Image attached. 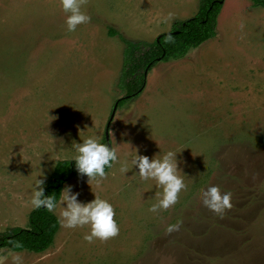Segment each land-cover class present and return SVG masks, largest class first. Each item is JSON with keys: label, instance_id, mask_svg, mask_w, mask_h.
Listing matches in <instances>:
<instances>
[{"label": "rangeland", "instance_id": "rangeland-1", "mask_svg": "<svg viewBox=\"0 0 264 264\" xmlns=\"http://www.w3.org/2000/svg\"><path fill=\"white\" fill-rule=\"evenodd\" d=\"M198 1L85 0L81 10L90 19L69 32L60 0H0V231L28 225L34 177L43 174L44 185L54 163L73 155L72 141L93 134L102 141L105 132L118 160L103 178L77 186L75 199L83 203L111 191L105 200L119 229L88 242L87 225H61L43 252L0 248V264H12L13 253L21 264H264L263 7L223 0L214 36L183 57L156 62L142 90L112 115L125 94L118 85L124 45L108 29L152 41L194 15ZM198 138L199 192L180 197L198 179L197 167H186L177 202L158 209L155 220L149 211L155 181L134 207L139 193L133 205L131 195L147 181L137 180L135 165L125 173L122 165L135 151L149 159L173 151L176 160H186L187 146ZM209 186L230 194L222 213L203 203ZM237 191L245 195L235 197ZM21 201L24 209L15 212ZM178 221V231H165ZM138 248L143 257L132 262Z\"/></svg>", "mask_w": 264, "mask_h": 264}, {"label": "clouds", "instance_id": "clouds-1", "mask_svg": "<svg viewBox=\"0 0 264 264\" xmlns=\"http://www.w3.org/2000/svg\"><path fill=\"white\" fill-rule=\"evenodd\" d=\"M85 0H60V6L65 16V25L69 32L74 31L77 25L88 22L90 17L81 10ZM74 167L78 174H84L88 180L105 176V167H111L118 160L117 151L109 144L101 142L95 134L85 137L82 141H72ZM132 165L138 169L137 173L142 180H154L161 189L156 194L155 203L151 204L149 211L167 209L177 201V194L185 188V184L178 175L176 152L166 151L158 158L149 159L147 156L135 154L131 156L130 163L122 165L121 171L125 173ZM40 177V178H37ZM34 177L31 205L33 208L44 207L55 212L59 206L58 222L66 228L88 226L84 239L91 242L94 238L101 240L115 236L119 229L113 219L112 205L105 199L94 196L90 201L80 203L75 199L76 193L68 194L70 186L65 185L59 190L58 200L52 195H45L43 191V174ZM87 180V181H88ZM228 193L221 194L217 186H209L203 193V203L214 212L222 213L230 207ZM63 205V206H62ZM180 222L166 226V232L178 231ZM12 264H21L19 254H11Z\"/></svg>", "mask_w": 264, "mask_h": 264}, {"label": "trees", "instance_id": "trees-1", "mask_svg": "<svg viewBox=\"0 0 264 264\" xmlns=\"http://www.w3.org/2000/svg\"><path fill=\"white\" fill-rule=\"evenodd\" d=\"M250 1L254 6L264 7V0ZM221 6V0H199L198 10L193 16L173 22L169 31L158 34L152 41L128 40L109 28L107 33L118 36L124 45L118 85L125 94L116 100L117 104L136 96L142 90L145 73L156 62L183 57L189 49L214 36ZM101 142L108 144L105 134ZM108 169L106 166L105 171ZM74 175H79L74 161L58 160L43 185L44 194L52 195L58 200L63 183ZM58 225L54 213L44 207L33 208L28 214L26 227L11 226L0 231V248L44 251L53 242Z\"/></svg>", "mask_w": 264, "mask_h": 264}, {"label": "crops", "instance_id": "crops-1", "mask_svg": "<svg viewBox=\"0 0 264 264\" xmlns=\"http://www.w3.org/2000/svg\"><path fill=\"white\" fill-rule=\"evenodd\" d=\"M250 1V0H249ZM251 2V1H250ZM222 7V6H221ZM261 7V6H260ZM264 8V7H263ZM221 10V9H220ZM193 16V15H192ZM217 18H218V16H217ZM155 34V33H154ZM153 34V35H154ZM154 37V36H153ZM155 39V38H154ZM145 84V83H144ZM113 115V114H112ZM112 117V116H111ZM225 119V118H224ZM210 121V120H209ZM210 122H212V121H210ZM97 133H102V132H98L97 131ZM192 138H193V135H192ZM56 139L55 138H53V141L56 143V141H55ZM57 145V144H56ZM202 142H201V140H200V138H198V140H193V142H192V147H189V146H187V157L185 158L186 160L187 159H189L190 161H186V160H184L183 158H181V159H177V161H181V167H178V165H177V167H178V169H180V171L178 170V173H180V174H178V175H180L181 177H182V175L184 174V169L186 168V167H188V168H194V167H197V181H194L193 183L194 184H192V192H187V193H184L183 191L181 192V195H180V197L183 195V197H182V199H185V200H188V199H190L192 196H194V194H195V192H199V189H200V170H201V163L199 162L200 160H201V154H200V152H201V149H202ZM56 147V146H55ZM55 147H52V149H54ZM182 153H184V152H182ZM58 161V160H57ZM56 161V162H57ZM55 162V163H56ZM54 163V164H55ZM200 163V164H199ZM53 164V165H54ZM195 164H196V166H195ZM253 166V165H252ZM54 167V166H53ZM257 168H258V166H253V170H252V172L253 173H256V172H259V170H257ZM109 170V169H108ZM138 171V170H137ZM137 171H136V177L138 178L137 180H142L140 177H139V175H138V173H137ZM106 172V171H105ZM186 173H192L193 175L195 174V171H192V170H190V171H185ZM79 175H83V174H79ZM79 175H74V176H79ZM74 176H72L71 178H73ZM110 177H113L112 175H110ZM68 179L67 181H65L64 183H63V185H62V187H64L65 185H68V186H70L69 187V189H68V194L69 195H72L73 193H75V189L77 188V186H79V185H81V184H88V183H90V182H92V180L91 179H80V180H72V179ZM88 180V181H87ZM142 181H147V183H146V185H143L142 183V186H138V188H135V191H133V193H132V195H131V203H132V205L135 203V202H133L132 201V199H134V198H132V196L133 195H135L136 193L138 194L139 193V200H138V202L140 203H138V204H134V207H137V206H141V202L142 203H144L145 202V200H146V194H147V192L149 193V191H146V187H148L149 185H150V181H152V182H154V180H151V179H148V180H142ZM195 182H197V184L195 185ZM90 186V185H89ZM61 187V188H62ZM91 189V188H90ZM136 189H139V191H137ZM101 189H99V190H97V191H100ZM157 190H158V192H160L161 191V189L159 188V187H157ZM234 191V190H233ZM239 192H242V191H239ZM244 193H241L240 195H238V191H237V194H236V196L235 197H241L242 195H243ZM245 195V194H244ZM243 195V196H244ZM106 196L107 197H109V198H111L112 199V196H113V193H111V191L110 192H108V193H106V194H104V195H102V197L101 198H103V199H106ZM22 200H23V196H21L20 197ZM151 198V197H150ZM91 199H85V202H87V201H90ZM177 202V201H176ZM84 203V202H83ZM154 202H152V204H153ZM26 204L24 203V201H21L20 203H15V208H17L16 210H14L15 212H17L18 211V209H24V206H25ZM63 206V205H62ZM33 209V208H32ZM31 210V209H30ZM166 209H163V211H165ZM30 212V211H29ZM29 212H28V214H29ZM59 212H60V207L58 206L56 209H55V212H52V213H54L55 214V216L57 217V219H58V216H59ZM158 213H160V211L157 209V213H156V211L155 212H153V214H154V216H155V218L153 219V220H155L156 219V216L158 215ZM22 219V218H21ZM153 220H151V221H149V222H152ZM59 223V222H58ZM16 226H18V225H16ZM60 226H61V224L59 223V225H58V229H57V231H56V233H55V235L58 233V231H59V229H60ZM149 230H151V226H150V229ZM55 235H54V238H55ZM54 238H53V240H54ZM140 246H143V244L142 243H140L139 244V246L138 247H140ZM50 247V246H49ZM48 247V248H49ZM139 249V248H138ZM11 252H16V251H12V250H10ZM43 252V251H42ZM144 252L145 251H143L142 249L140 250L139 249V251L137 252V250L135 251V253L133 254V258H132V262H137V260H138V258H140V257H143L142 255L144 254Z\"/></svg>", "mask_w": 264, "mask_h": 264}, {"label": "water", "instance_id": "water-1", "mask_svg": "<svg viewBox=\"0 0 264 264\" xmlns=\"http://www.w3.org/2000/svg\"><path fill=\"white\" fill-rule=\"evenodd\" d=\"M222 1H223V0H221V2H222ZM116 105H117V101L115 102V104H114V106H113L112 114H113V112H114V110H115ZM105 137L108 139L107 132H105Z\"/></svg>", "mask_w": 264, "mask_h": 264}]
</instances>
